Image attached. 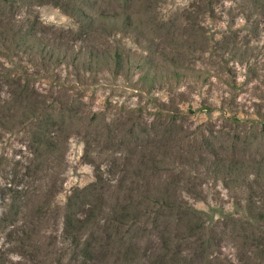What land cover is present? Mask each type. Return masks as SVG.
<instances>
[{
	"label": "rangeland",
	"instance_id": "1",
	"mask_svg": "<svg viewBox=\"0 0 264 264\" xmlns=\"http://www.w3.org/2000/svg\"><path fill=\"white\" fill-rule=\"evenodd\" d=\"M0 264H264V0H0Z\"/></svg>",
	"mask_w": 264,
	"mask_h": 264
}]
</instances>
